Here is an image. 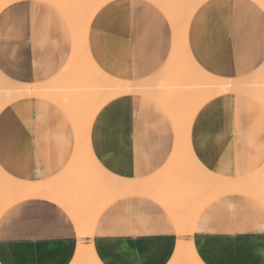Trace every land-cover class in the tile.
<instances>
[{"label": "crops", "instance_id": "1", "mask_svg": "<svg viewBox=\"0 0 264 264\" xmlns=\"http://www.w3.org/2000/svg\"><path fill=\"white\" fill-rule=\"evenodd\" d=\"M63 6L69 19L62 6L48 0H17L0 10L2 74L30 84L63 77L84 84V71L76 64L63 77L62 71L78 46L87 8L80 14L75 6ZM70 14L75 22L69 21ZM187 44L191 57L210 74L248 76L264 64V8L255 0H206L191 18ZM173 47L171 20L152 0H111L89 23L91 59L102 72L121 80L152 78ZM72 120L44 96L21 97L1 110L0 168L19 182L44 186L36 196L12 201L0 181V206L7 205L0 215V264H74L80 243L92 244L101 264H172L181 239H192L203 264H264V202L246 192L211 199L199 212L193 234L182 236L169 209L155 198L120 195L99 213L93 234L79 236L72 215L55 199H71L79 185L69 176L77 145ZM176 141L171 114L141 93L106 102L89 128V146L99 165L129 180L157 176ZM190 142L211 174L233 179L260 174L264 105L239 92L215 96L196 113ZM182 172L188 182V173Z\"/></svg>", "mask_w": 264, "mask_h": 264}, {"label": "bare ground", "instance_id": "2", "mask_svg": "<svg viewBox=\"0 0 264 264\" xmlns=\"http://www.w3.org/2000/svg\"><path fill=\"white\" fill-rule=\"evenodd\" d=\"M15 1L17 0H0V10ZM48 1L62 6L61 9L64 10L65 4H69L68 8H71L70 5L75 6L78 12L84 7L87 8V11H83L85 21L83 26H80L81 36H78V33L75 35L76 25L71 23L75 32L74 44L77 45L76 36L79 37V43L78 46L74 45L77 48L73 49V57L71 56L72 59L70 58L62 71L63 77L76 64L75 66L83 69L85 82L83 84V81L76 79V75L73 76L75 83L64 80V77L58 80L57 76L58 81L55 78V83L51 80L53 83L50 81L44 84H30L12 80L0 72V112L6 105L21 97L44 96L63 107L73 119L77 130V145L71 160L73 172L70 171L69 176L73 174L79 185L76 186L77 191L71 199L67 196H55V199L72 215L79 236H91L99 213L109 201L120 195L146 194L161 202L173 215L181 236L193 234L199 212L218 195L232 191L246 192L264 202V170L253 177L241 179L214 175L198 161L191 147L190 132L193 119L209 99L225 93L239 92L264 105V64L248 76L226 78L210 74L191 57L187 44L189 23L195 10L206 0H152L171 20L174 47L166 65L155 76L142 81L121 80L105 74L93 62L89 50L87 51L90 20L103 4L111 0ZM255 1L264 8V0ZM64 13L69 15L66 10ZM71 16L73 17L70 14V18ZM67 17L69 19V16ZM73 18L69 21L75 22ZM81 56H85L83 60ZM70 67L72 68L69 69ZM73 71L77 72L74 69ZM74 73H71V76ZM81 75H78L79 78ZM133 93L145 94L161 103L171 114L177 132L175 151L170 161L151 179L129 180L110 174L99 165L89 146V128L99 109L117 96ZM0 169V181L12 194V201L36 196L44 186L43 184L41 187L40 183L35 182H19ZM182 170L188 173V182L187 177L182 176ZM108 193L109 198L103 200V196ZM6 206H0V215ZM191 240L178 241L172 264H203ZM91 245L79 244L74 264H101Z\"/></svg>", "mask_w": 264, "mask_h": 264}]
</instances>
